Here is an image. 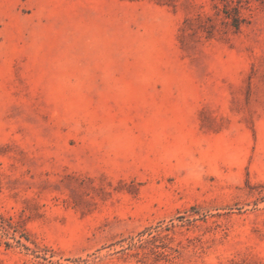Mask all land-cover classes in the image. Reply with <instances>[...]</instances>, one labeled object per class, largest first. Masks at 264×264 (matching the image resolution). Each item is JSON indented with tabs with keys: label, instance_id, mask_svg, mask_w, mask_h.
I'll list each match as a JSON object with an SVG mask.
<instances>
[{
	"label": "rangeland",
	"instance_id": "rangeland-1",
	"mask_svg": "<svg viewBox=\"0 0 264 264\" xmlns=\"http://www.w3.org/2000/svg\"><path fill=\"white\" fill-rule=\"evenodd\" d=\"M0 264H264V0H0Z\"/></svg>",
	"mask_w": 264,
	"mask_h": 264
}]
</instances>
